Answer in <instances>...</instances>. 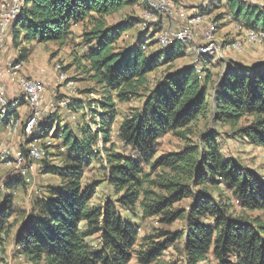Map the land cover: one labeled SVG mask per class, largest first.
I'll return each mask as SVG.
<instances>
[{
  "label": "trees",
  "instance_id": "obj_1",
  "mask_svg": "<svg viewBox=\"0 0 264 264\" xmlns=\"http://www.w3.org/2000/svg\"><path fill=\"white\" fill-rule=\"evenodd\" d=\"M224 1L230 17L245 31L264 34V6ZM135 4L146 8L144 0L25 1L10 30L15 47L21 42L62 44L74 39V27L83 28L82 73L94 86L82 94L95 93L100 100L72 101L66 110L78 113L86 107L92 111L91 121L99 117L100 126L93 132L88 126L73 130L66 122L61 128L66 119L61 111L37 123L26 141L49 139L50 145L44 144L48 156L39 164L59 183L37 194L20 224L14 218L13 199L4 197L0 246L18 226L14 246L28 264H129L132 259L155 264L177 241L182 243L184 264H264V222L246 214L264 213V176L226 156L216 130L190 138L200 120L210 119L214 125L229 126L240 143L264 149V67L229 68L215 83L210 69L193 63L167 72L147 90V76L184 58L190 43L161 47L155 39L160 26L155 25L150 30L141 27L133 45L117 49L123 33L140 20L109 25L107 18ZM198 10L203 16L211 13L208 7ZM152 45L157 48L146 54ZM31 51L23 48L17 64ZM209 55L214 54L203 57ZM142 90L140 108L117 128V141L129 150L119 152L111 140L119 116L117 105L139 97ZM10 116L18 118L17 110L0 118V134ZM243 120L245 124L239 126ZM169 133L181 138L182 149L157 156L158 141ZM57 142L66 152L57 154L60 166H51L48 161L55 157L51 150ZM93 161L101 165L114 195L97 206L91 202L95 186L82 184L85 168ZM22 182L28 184L23 177ZM185 199H191L189 208H177ZM139 213L166 226L181 221L184 229L156 230L139 239V226L126 216Z\"/></svg>",
  "mask_w": 264,
  "mask_h": 264
},
{
  "label": "rangeland",
  "instance_id": "obj_2",
  "mask_svg": "<svg viewBox=\"0 0 264 264\" xmlns=\"http://www.w3.org/2000/svg\"><path fill=\"white\" fill-rule=\"evenodd\" d=\"M210 2V0H183L184 6L186 7L185 10L188 12H191L193 8L208 7L211 9V13L209 15H204L202 23L198 28H195V32H197L195 35L196 41L194 40V42L189 44V51L184 58L177 60L171 65H161L147 76V90L153 88L167 72H173L184 65L193 63H195L198 68L205 67L210 69L213 75V82L215 83L227 73L229 68L236 66L264 67V39L262 38L264 36H261V39L258 38V41H255V43H250L249 39H247L246 31L241 24L230 17L228 8H226V2L224 0L222 2L221 0V2L214 5ZM257 5L264 6V0H258ZM143 10L144 4H135L107 18V23L109 25H116L129 18H135V20H140L141 24V19H139V17ZM218 16L219 18H217ZM209 23L215 25L214 38L216 44L220 47V55L216 56L214 54L203 57V55H198L197 51L198 47L203 44L201 32ZM140 24L136 23L134 27L123 33L116 43L117 49L127 48L134 44L137 33L142 31ZM171 25L176 28L178 27V22L175 21ZM146 29L150 30L148 27ZM82 33L83 28L77 26L73 28L74 39H68L62 44L53 42L38 45L36 43L31 44L20 41L21 43L19 42L20 44L17 47L13 45L12 35L10 34V40L5 43L3 50L0 51V71L5 70L7 64L10 62L17 64L16 61H18L23 48H32L28 58L18 64L19 68L17 69V74L28 79H38L44 84L46 89L45 104L56 102L59 98L67 94L56 81L55 67L57 65L61 67V71L65 74L67 80L72 81L74 84L73 86L76 92L70 96L71 102H80L79 100H100V97L95 95V93L89 96L82 94L83 90L91 89L94 86L89 82L86 75L82 73L84 72V65L81 60L84 53L81 37ZM235 44L238 46L237 48L233 46ZM156 48L157 46L155 45L148 47L146 49V54ZM209 60L212 62L210 63ZM211 64H213V67ZM5 86L7 90L6 99L8 102L15 99L19 100L22 97L14 84L5 82ZM146 89L145 91H147ZM145 91L142 90L140 92L141 95L132 99L130 102L117 105L119 116L112 129L111 140L115 143V149L119 152L128 153L129 150L123 149L121 143L117 141V128L126 116L140 108V103L143 100L142 94H144ZM92 108L94 107L92 106ZM78 109L79 107L77 106V110ZM17 112L18 117L25 120L26 109L24 100L17 109ZM61 112L63 113V117L66 118H63L65 122L61 123V128L66 125V122L70 124L73 130L88 126L93 132L100 126L99 117L95 118V123L93 120H90L92 111H89L87 108L78 113H73L72 111L68 113L66 109H62ZM64 114H67V116ZM244 124V120L238 123L239 126ZM212 129L216 130L220 135V139H218L217 142L222 145L226 156L234 159L241 166L254 170L258 174L264 176V149L254 148L246 142L240 143L242 141H238L231 136V129L229 126L223 127L214 125L210 119L200 120L193 128L196 134L190 136V138L196 140L199 133H205ZM25 139L26 138L22 134L8 136L5 129L4 132L0 134V147L3 146L11 153L20 149L25 151V147L27 143H29ZM56 144L58 147L51 150V153L55 154V157H52V159L48 161V165L51 166H60L62 163L57 154L60 155L66 152L62 149L59 142ZM183 144L181 138L169 133L158 141L156 146L157 156L177 152L182 149ZM101 145L99 139V141H97V149L101 150ZM26 163H28V161ZM100 166L96 161L91 162L85 168L82 180L83 186H95V194L91 201L94 206L103 204L106 200L114 199L112 189L104 181V171ZM35 168L36 170L32 175V183L25 185L22 182V175L15 169L14 164L8 166L0 160V207L3 205L4 197L11 196L16 210L14 218L17 224H20L23 218L30 212L32 201L37 194L40 195L46 192L49 186H55L59 183V179L53 174L42 171L41 164L37 163ZM216 193L224 194V196L226 194L222 191H216ZM190 204L191 199H185L178 203L176 207L187 210ZM246 214L252 217L258 216L264 222V213L262 212L254 211L246 212ZM126 216L131 218L139 226V239L155 233L156 230L176 232L184 229V223L181 221H176L166 226L162 225L157 218H142L140 213L137 216H132L130 214H126ZM17 227L18 226L12 229L10 234L5 238V243L0 246V264H28L17 254L14 246V233ZM94 240L95 239H90L91 242ZM129 264L138 263L135 259H132ZM155 264H184L182 243L179 241L175 242L163 253L162 257Z\"/></svg>",
  "mask_w": 264,
  "mask_h": 264
},
{
  "label": "built area",
  "instance_id": "obj_3",
  "mask_svg": "<svg viewBox=\"0 0 264 264\" xmlns=\"http://www.w3.org/2000/svg\"><path fill=\"white\" fill-rule=\"evenodd\" d=\"M26 0H0V51L3 50L7 42L10 30L16 22L17 17L24 6ZM243 3H256L258 0H239ZM146 8L141 14V27L151 28L155 25L160 26L155 39L161 47H166L173 42H189L195 40V28L202 23L204 16L198 9H193L191 14L185 10L183 0H144ZM178 19H177V18ZM180 21L178 27L174 28L173 22ZM215 25L209 23L201 32L203 44L198 47V55L215 54L220 55V47L214 38ZM247 39L250 43H255L258 38L264 36L254 31L246 30ZM261 39V38H260ZM235 48L238 46L233 45ZM18 64L8 63L5 70L0 71V118L4 119L8 112L17 110L20 107V99L10 102L6 99L5 82L16 86L21 98L24 100L26 117L25 120L9 117L6 129L8 136L23 135L27 140L34 133L37 123L44 117L53 115L67 109L71 103L70 96L76 90L72 81H68L61 67H55L56 81L62 86L67 94L59 98L56 102L45 104V86L38 79H28L17 74ZM86 109V107L84 108ZM50 145L49 139L42 143L40 139H32L27 143L25 151L20 149L10 152L3 146L0 147V160L6 165L14 164L16 170L20 172L26 183H32V175L36 170L35 165L48 156V150L44 146ZM28 161V163H26Z\"/></svg>",
  "mask_w": 264,
  "mask_h": 264
},
{
  "label": "crops",
  "instance_id": "obj_4",
  "mask_svg": "<svg viewBox=\"0 0 264 264\" xmlns=\"http://www.w3.org/2000/svg\"><path fill=\"white\" fill-rule=\"evenodd\" d=\"M188 14H191L193 11L191 10V12H188V11H186ZM177 18V17H176ZM178 19V18H177ZM178 23H180V21H177ZM10 40V36H9V38H8V40H7V42Z\"/></svg>",
  "mask_w": 264,
  "mask_h": 264
}]
</instances>
